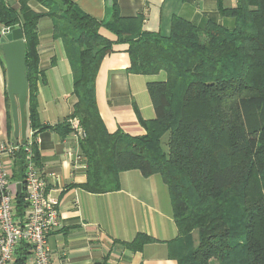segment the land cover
I'll use <instances>...</instances> for the list:
<instances>
[{"label":"trees","instance_id":"obj_1","mask_svg":"<svg viewBox=\"0 0 264 264\" xmlns=\"http://www.w3.org/2000/svg\"><path fill=\"white\" fill-rule=\"evenodd\" d=\"M35 1L45 8L35 11ZM19 9L0 0V25L19 27L24 38L28 124L39 125L35 102L39 56L37 25L47 16L53 35L64 44L73 73L75 102L65 121L52 126L70 133L77 117L86 131L79 146L92 193L119 189V173L137 169L158 174L167 185L178 236L170 256L177 264H264V0H236L219 13L233 17V29L207 21L203 27L173 16L168 34L143 30L142 17L121 16L116 0L110 16L98 20L72 0H18ZM105 27L128 44L133 74L165 80L147 83L155 117L140 118L144 134L107 131L95 99V77L113 42ZM24 139L19 138V144ZM39 164L37 146L32 148ZM25 168L22 146L13 159L14 180ZM23 189L15 196V215L23 217ZM153 238L137 233L124 243L134 252ZM30 247L21 242L13 264H28Z\"/></svg>","mask_w":264,"mask_h":264},{"label":"crops","instance_id":"obj_2","mask_svg":"<svg viewBox=\"0 0 264 264\" xmlns=\"http://www.w3.org/2000/svg\"><path fill=\"white\" fill-rule=\"evenodd\" d=\"M72 1L98 20L110 16L108 0ZM220 1L226 8L236 5V0ZM6 2L19 9L18 0ZM116 2L121 16H141L143 30L163 35L169 33L175 15L199 27L209 20L228 29L235 26L233 17L220 15L219 0ZM29 6L35 11L45 10L35 1H30ZM4 28L0 25V36ZM99 33L113 42L112 51L102 58L95 77V99L100 117L110 133L121 130L132 136L142 135L145 131L139 119L155 117L146 85L165 80V73H130L128 44L117 42V36L103 26ZM37 34L39 73L35 102L39 125L46 127L37 133V166L46 180L47 191L58 199L59 210V226L47 237L51 264H177L170 256L174 246L169 242L177 238L178 230L168 187L158 174L144 176L137 169L122 171L119 189L111 192L92 193L81 187L86 181V163H73L66 156L67 151L72 155L81 153L79 143L71 133L60 136L52 128L72 112L75 102L72 67L62 40L53 35L51 18H40ZM7 83L6 63L0 51V138L13 141L14 124ZM28 128L26 105L25 131ZM7 169L12 178L13 162ZM137 233H144L153 241L132 252L124 243L132 241Z\"/></svg>","mask_w":264,"mask_h":264},{"label":"built area","instance_id":"obj_3","mask_svg":"<svg viewBox=\"0 0 264 264\" xmlns=\"http://www.w3.org/2000/svg\"><path fill=\"white\" fill-rule=\"evenodd\" d=\"M8 27H5L6 29ZM3 33V30H2ZM71 135L80 143L86 137V131L77 117L68 119ZM22 144H14L0 138V264H13L17 245L24 242L30 247L28 264H51V255L47 245L48 234L59 226L58 199L46 189V180L36 165L32 148L39 142L35 130L25 131ZM22 146L25 149V168L21 182L10 178L7 166L12 165L15 153ZM73 163L84 161L82 153L66 152ZM25 192L26 207L23 217L15 215V196Z\"/></svg>","mask_w":264,"mask_h":264},{"label":"water","instance_id":"obj_4","mask_svg":"<svg viewBox=\"0 0 264 264\" xmlns=\"http://www.w3.org/2000/svg\"><path fill=\"white\" fill-rule=\"evenodd\" d=\"M112 0H108L111 4ZM0 51L7 69V93L13 117V143L24 137L27 81L25 76L24 38L21 28L8 27L0 36ZM20 192V185L17 186Z\"/></svg>","mask_w":264,"mask_h":264}]
</instances>
